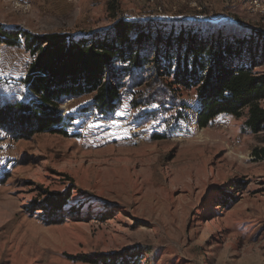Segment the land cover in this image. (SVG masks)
I'll list each match as a JSON object with an SVG mask.
<instances>
[{"label": "rangeland", "instance_id": "rangeland-1", "mask_svg": "<svg viewBox=\"0 0 264 264\" xmlns=\"http://www.w3.org/2000/svg\"><path fill=\"white\" fill-rule=\"evenodd\" d=\"M17 2L27 10L0 0V27L90 38L147 22L241 47L236 65L264 76V11L249 0ZM32 61L0 43V107L29 99ZM140 77L111 115L92 95L60 103L67 136L0 128V264H264V133L247 109L200 128L194 90Z\"/></svg>", "mask_w": 264, "mask_h": 264}, {"label": "trees", "instance_id": "trees-1", "mask_svg": "<svg viewBox=\"0 0 264 264\" xmlns=\"http://www.w3.org/2000/svg\"><path fill=\"white\" fill-rule=\"evenodd\" d=\"M0 43L23 45L33 58L22 81L29 99L0 107V128L11 135L67 136L71 118L62 117L60 103L92 95V108L101 116L111 115L120 103L124 80L141 84L144 73L153 79L169 78L170 88L194 90L198 127L206 128L219 115L240 117L247 109L245 127L254 134L264 133V107L260 106L264 76L236 65L241 47L124 19L90 38L33 35L0 27ZM254 156L264 160V147Z\"/></svg>", "mask_w": 264, "mask_h": 264}, {"label": "built area", "instance_id": "built-area-1", "mask_svg": "<svg viewBox=\"0 0 264 264\" xmlns=\"http://www.w3.org/2000/svg\"><path fill=\"white\" fill-rule=\"evenodd\" d=\"M6 1L14 6H19L20 8L22 7L24 10H27L26 6L19 5L17 0H6ZM249 3L252 5L255 11L258 12L264 11L263 0H249Z\"/></svg>", "mask_w": 264, "mask_h": 264}]
</instances>
